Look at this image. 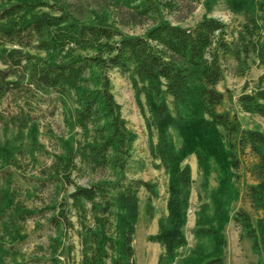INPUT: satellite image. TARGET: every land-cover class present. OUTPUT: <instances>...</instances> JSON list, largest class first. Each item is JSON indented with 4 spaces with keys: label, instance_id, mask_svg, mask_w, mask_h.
<instances>
[{
    "label": "trees",
    "instance_id": "trees-1",
    "mask_svg": "<svg viewBox=\"0 0 264 264\" xmlns=\"http://www.w3.org/2000/svg\"><path fill=\"white\" fill-rule=\"evenodd\" d=\"M114 1L154 17V24L144 34L129 35L103 15L83 22L62 3L54 12L46 9L54 8L47 0H0V264L35 260L23 256L29 234L22 223L42 211L20 199L24 185L29 195L48 191L45 212L52 213L38 226L56 234L49 238V264H62L61 254L74 260L75 246L63 247L69 231L78 238L80 264H136L139 192L150 193V214L151 199L159 192L156 181L131 174L138 135L115 97L114 70L129 77L154 167L168 176V215L158 219V232L149 236L164 249L158 264H224L230 221L262 255L264 131L241 127L230 112L219 110L225 95L217 86L226 69L245 76L254 64L264 65V0H227L233 11L245 14L237 26L208 16L192 26L173 24L163 16L176 8L172 0ZM237 100L244 112L264 117V87ZM57 116L65 132L56 137L52 163L40 176L26 179L20 159L47 154L41 127ZM192 154L204 178L218 174L210 194L213 212L204 203L194 231L200 239L209 238L212 247L206 250L199 242L177 262L187 244L183 227L193 178L186 160ZM243 157L254 180L244 193L254 214L239 209L232 215Z\"/></svg>",
    "mask_w": 264,
    "mask_h": 264
},
{
    "label": "rangeland",
    "instance_id": "rangeland-1",
    "mask_svg": "<svg viewBox=\"0 0 264 264\" xmlns=\"http://www.w3.org/2000/svg\"><path fill=\"white\" fill-rule=\"evenodd\" d=\"M46 1V0H45ZM52 7L46 9L57 12L56 6L65 4L77 19L83 22H93L97 15H103L109 19V23L114 24L124 33L129 35H141L150 28L155 20L154 17H142L133 8L127 7L114 0H47ZM59 1V2H58ZM176 4L173 11L164 10L163 16L169 19L173 24L181 26H192L201 20L204 16L216 17L227 23L237 26L245 19V14L235 12L227 0H172ZM59 3V4H58ZM233 64V63H232ZM113 81V90L117 101L122 106V113L128 120V126L138 137L134 143V164L131 168V174L135 177L157 182L159 196L151 199L153 209L151 214L148 212V201L150 193L141 188L139 192L140 213L136 224L133 246L136 250V264H158V257L163 252V247L156 242L149 240L151 234L158 232V219L163 215H168V176L163 170L154 167V161L149 152L148 132L145 119L137 105L134 89L127 75L114 70L111 73ZM218 89L225 95L223 103L219 110L228 111L239 122L241 127L257 128L264 131V117L256 113L244 112L239 103L238 96L244 92H251L256 87H264V65L254 64L245 76H239L227 70L224 79L218 84ZM64 131L61 117L57 116L46 120L45 125L41 127L40 140L45 144L47 154L36 153V159L25 155L20 159L19 172L25 175L26 179L31 176H40L41 170L52 163V155L57 151V138ZM65 132V131H64ZM177 145H180L181 138L175 131H172ZM1 134V133H0ZM55 134V137L51 136ZM243 157V165L237 171L236 185L240 192L239 198L232 203L231 214L233 215L239 209H246L254 214L248 199L245 198V186L254 182L246 170V162ZM247 159V158H246ZM187 163L192 168L193 184L190 193V207L187 211V220L184 225V232L187 237V244L179 249L177 262H181L195 246L201 242L205 244L206 250L212 247V241L209 238L200 239L194 234L197 228L196 220L198 212L204 203L210 204L209 212L212 213L211 192L218 186V174L213 171L208 180L204 178L197 167L196 155L192 154L187 158ZM83 183H88L86 180ZM207 182V183H206ZM34 183V181H32ZM33 186V184H32ZM20 199L31 208H36L42 213L22 223L23 232L29 234V238L23 244V256L25 259L33 258L29 264H49L50 253L48 250L49 238L56 236L55 232L46 226L39 227L38 223L46 224V219L52 212L48 206V191L36 190L33 195H29L27 187L24 185L19 190ZM227 239V245L224 251V264H258V261L264 259V249L262 255H258L252 248L253 240L247 236H242V229L235 222L230 221L226 224L224 230ZM64 250L68 245L75 246L72 255L73 259H67L65 254H61L62 264H80L79 262V242L74 232L64 234Z\"/></svg>",
    "mask_w": 264,
    "mask_h": 264
}]
</instances>
